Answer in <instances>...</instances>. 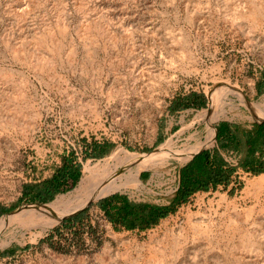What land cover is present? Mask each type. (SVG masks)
<instances>
[{
	"label": "rangeland",
	"instance_id": "rangeland-1",
	"mask_svg": "<svg viewBox=\"0 0 264 264\" xmlns=\"http://www.w3.org/2000/svg\"><path fill=\"white\" fill-rule=\"evenodd\" d=\"M78 1L90 12L79 14L76 0H0V206L7 209L0 219L71 193L86 163L95 164L119 149L150 155L170 142L171 154L162 156L175 160L168 168L143 170L141 186L95 200L81 212L82 222L64 227L65 219L43 233L25 223L9 246L0 247V264H227L216 254L224 255L228 242L237 245L243 235L258 248L244 252L248 264L264 261V181L258 180L264 173L240 169L228 187L195 193L145 231L116 229L100 208L117 194L136 203L169 205L180 170L192 157L185 162L176 158L204 139L201 114L211 110L210 94L217 88L237 86L247 104L235 98L227 117L213 124V144L203 150L218 146L223 122L251 127L264 120V26L246 20L232 24L224 0ZM62 22L69 27L66 35L59 33ZM85 22H103L119 35L129 33V49L123 44L112 49L103 40L85 48L78 37ZM50 28L62 43L55 55L33 45ZM73 43L77 53L69 57ZM29 52L34 59H22ZM40 56L54 65V73L35 68ZM4 75L11 79L4 80ZM22 94L26 102L11 100ZM14 107L24 111L22 120L5 111ZM33 113L41 118L32 131ZM94 146L109 151L94 158ZM67 159L82 166L75 185L70 181L48 203L24 199L27 186L51 179ZM228 160L237 163L235 155ZM247 187L250 194L243 200ZM220 196L227 202L218 208ZM211 201L219 213L214 222L199 223L207 231L198 236L182 213L205 212ZM232 201L236 211L227 206ZM166 221L171 222L167 228ZM114 234L127 238L117 240Z\"/></svg>",
	"mask_w": 264,
	"mask_h": 264
},
{
	"label": "bare ground",
	"instance_id": "bare-ground-1",
	"mask_svg": "<svg viewBox=\"0 0 264 264\" xmlns=\"http://www.w3.org/2000/svg\"><path fill=\"white\" fill-rule=\"evenodd\" d=\"M224 1L226 8L229 11L227 16L228 21H231L232 24L237 23L240 20H246L250 21L253 26L256 27L264 26V0H238L239 2H234V0ZM75 9L82 15L90 12V9L86 6V4L82 1L79 2L78 0H76ZM17 16L21 19L25 18V14L19 13ZM108 27L103 22H85L78 31V37L82 41L83 46L87 49H89L90 45L98 44L99 40H103L112 49H115L119 45L123 44L124 48L128 50V43L131 41V35L126 32L124 35H119L118 33L111 31ZM68 28V25L62 22L59 26V33L61 35H66ZM61 44L60 39L51 28L40 37H37L33 42L35 48L48 50L49 52L54 53V55L60 53L62 47ZM76 53L77 46L73 43L70 45L68 55L69 57H73ZM34 57V53L29 52L25 57L23 56L22 59L30 60L31 58L34 59ZM34 66L39 71L44 72L48 70L49 72L54 73V65L51 66L48 59L44 56L36 57V64H34ZM10 79V77L4 75V80L8 81ZM225 87L226 88L223 89L217 88L212 94H210L212 106L211 110H207L201 114V117H203L202 121L205 124L204 139H198L196 145H193V147H190L181 153L176 160L185 162L200 149L213 144L215 140V128L213 124L215 121L222 119L223 117H227L228 108H232V106H234L236 102L235 98L239 99L241 105L247 104L243 99L241 90H239L237 86L227 85ZM12 99L14 101L21 100L26 102V95L22 94L21 98L17 95H13L11 100ZM5 111L8 112L15 120H22L25 117L24 111L20 108H6ZM260 112L264 115L263 111L260 110ZM258 116L260 117L261 115ZM40 118V114L38 113H33L31 116L29 128L32 131L39 126ZM263 122L264 120L259 121V123ZM163 148H165V150H162ZM165 151L166 153L171 154L172 144H170V142H168L166 146L160 148V150L150 155L133 154L124 149H119L111 156L95 164L92 162L86 163L83 171L84 175L79 185L71 193L60 195L50 204H44L35 208H22L16 213L2 217L0 219V236H2L7 229L10 228L11 230L12 227L14 228H12L13 230H11L4 238L0 237V247L5 246L10 240L17 236L16 231L19 229L21 230L25 223L39 228L41 230L40 233H43L56 227L65 219L79 212L87 206L91 200L95 201L117 191L141 186L142 183L140 175L143 170L152 169L154 171H158L160 168H168L172 161L175 160L174 157H170L167 154L166 156H162V154H165ZM258 180L264 181V174ZM251 183L252 182H250L249 185H251ZM249 194L250 189L247 187L242 193V199L244 200ZM224 202H227V198L225 196H220V200H218L215 204L219 208ZM227 206H231L234 211L238 209L236 201L228 202ZM218 213V209L211 201L210 208L205 212H197L195 214H191L189 212L187 214L182 213V217L187 218L189 224H192V227L196 230L198 236H201L206 233L207 229H204L202 225H199V223H202L207 219L214 222ZM194 218L196 220H194ZM170 223V221H166L163 226L167 228ZM183 231L184 229L180 230L179 233H181V236L185 238ZM114 238L117 240H124L127 236L114 234ZM230 244L231 243L228 242L226 245L227 248L224 255L219 252L216 254L219 261H225L227 264H248L249 262L246 261L247 256H244V252L258 250V248L255 247L256 242L248 235H243L237 245L232 244L230 246ZM156 263L157 260H154L152 262H148L147 264ZM254 263L264 264V261L258 259V261H255Z\"/></svg>",
	"mask_w": 264,
	"mask_h": 264
},
{
	"label": "trees",
	"instance_id": "trees-1",
	"mask_svg": "<svg viewBox=\"0 0 264 264\" xmlns=\"http://www.w3.org/2000/svg\"><path fill=\"white\" fill-rule=\"evenodd\" d=\"M217 142V147L203 150L180 170L179 187L169 205L136 203L117 194L101 202L100 208L116 229L145 231L175 213L195 193L216 190L220 186L228 187L239 168L254 175L264 173V123L246 127L223 122L218 127ZM103 148L94 146L92 157L106 155L109 148ZM224 153L234 154L238 158V165L229 163ZM81 167V164L67 159L51 179L35 187L27 186L24 199L33 198L29 201L40 203L54 200L70 181L75 185L80 180ZM6 211L0 206V214ZM82 220L83 214L80 213L66 219L63 225L67 227Z\"/></svg>",
	"mask_w": 264,
	"mask_h": 264
},
{
	"label": "water",
	"instance_id": "water-1",
	"mask_svg": "<svg viewBox=\"0 0 264 264\" xmlns=\"http://www.w3.org/2000/svg\"><path fill=\"white\" fill-rule=\"evenodd\" d=\"M258 124H263V123H259L258 122ZM203 151V149L202 150H200V151H198L196 154H194L193 156H192V158L189 160V161H187V163L188 162H190L197 154H199L200 152H202ZM94 202V200H91L88 204H87V206H85L83 209H81L79 212H77L76 214H74V215H72L71 217H74V216H76V215H78V214H80L82 211H84L85 209H88L91 205H92V203ZM70 218V217H69ZM68 219V218H67ZM12 243V240L11 241H9L5 246H9L10 244Z\"/></svg>",
	"mask_w": 264,
	"mask_h": 264
},
{
	"label": "crops",
	"instance_id": "crops-1",
	"mask_svg": "<svg viewBox=\"0 0 264 264\" xmlns=\"http://www.w3.org/2000/svg\"><path fill=\"white\" fill-rule=\"evenodd\" d=\"M263 123H264V122H263ZM227 155H228V154H227ZM230 155H231V154H230ZM232 155H234V154H232ZM224 156H225L226 160H227L229 163H231L233 166H237V165H238V158H237L236 156H235L236 159H237V163H236V164H233L231 161L228 160V156H229V155L226 156V155L224 154ZM188 163H189V162H188ZM186 164H187V163H186ZM240 169H241V168H239L238 171H239ZM238 171H237V172H238ZM237 172L235 173V175L233 176V178L236 176ZM233 178H232V179H233Z\"/></svg>",
	"mask_w": 264,
	"mask_h": 264
}]
</instances>
